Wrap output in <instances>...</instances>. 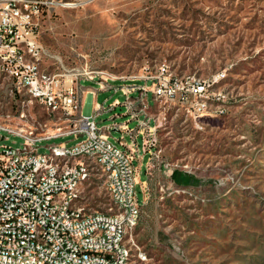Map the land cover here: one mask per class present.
<instances>
[{
	"label": "rangeland",
	"instance_id": "rangeland-1",
	"mask_svg": "<svg viewBox=\"0 0 264 264\" xmlns=\"http://www.w3.org/2000/svg\"><path fill=\"white\" fill-rule=\"evenodd\" d=\"M46 1L39 38L63 66L86 64L99 72L96 77H117L114 84L152 73L160 63L174 75L222 73L215 84L223 112L202 118L199 127L176 106L153 103L147 93L159 154L148 161L143 155L140 167L133 161L141 206L132 240L147 260L132 264H264V0ZM50 61L48 71H59ZM78 84L92 88V102L105 109L114 98L123 99L118 91H98L93 81ZM7 88L0 86V102L13 109ZM31 107L35 119L45 117ZM121 113L115 106L94 122L105 126L114 114L120 122ZM2 134L0 144L21 147L20 138ZM79 139L42 140L37 152ZM169 169L170 180L162 173ZM100 186L102 179L95 178L84 196L86 205L101 212L108 201ZM131 254L136 258L137 251Z\"/></svg>",
	"mask_w": 264,
	"mask_h": 264
},
{
	"label": "built area",
	"instance_id": "built-area-1",
	"mask_svg": "<svg viewBox=\"0 0 264 264\" xmlns=\"http://www.w3.org/2000/svg\"><path fill=\"white\" fill-rule=\"evenodd\" d=\"M49 3L0 0V86L8 87L14 105L5 109L0 102V141L6 138L2 133L22 141L19 148L0 144V264L146 261L132 235L140 215L133 161L159 154L147 93L153 103L176 106L199 127L202 117L223 112L215 84L222 73L206 78L174 75L160 63L152 73L114 84L117 77H96L99 72L86 64L63 66L39 40L42 12ZM44 58L53 59L59 71L43 70ZM80 79L93 81L98 91H118L123 99L114 98L106 109L94 103L90 113L82 114ZM31 106L42 109L45 117L35 119ZM115 106L122 107L125 119L114 121L119 115L114 114L97 127L94 117ZM112 131L118 136L110 138ZM65 136L80 139L69 146L46 144V153L37 152V142ZM94 178L102 179L108 201L101 212L85 204L84 189ZM129 250H137V257L129 258Z\"/></svg>",
	"mask_w": 264,
	"mask_h": 264
},
{
	"label": "crops",
	"instance_id": "crops-1",
	"mask_svg": "<svg viewBox=\"0 0 264 264\" xmlns=\"http://www.w3.org/2000/svg\"><path fill=\"white\" fill-rule=\"evenodd\" d=\"M56 38H57V40H60L61 39V33H56ZM39 40H40V38H39ZM40 42L44 45V46H46V47H48V49L50 50V51H52L51 50V48L49 47V46H47V45H45V43H43V41H41L40 40ZM50 45V44H49ZM52 65V62L50 61V58H44L43 59V61H42V68H43V70H47L48 71V68L50 67ZM81 89H80V93H79V95H78V97H79V103H80V112L82 113V114H88V113H90V111H91V108H92V106H93V104L94 103H97V102H92V98H93V96L95 95V92H94V90L92 89V88H90V87H80ZM88 91H92L93 93L92 94H90ZM140 157V156H139ZM142 160H143V156H142V159H141V162H142ZM147 161H148V158H147ZM147 161H146V163H145V165H147ZM140 161H138V167H140V163H141ZM145 165H144V167H145ZM145 169V168H144ZM170 172H171V169H169V170H166V171H162V173L165 175V177L168 179V180H170V178H169V174H170ZM144 182H140V185H139V187H140V190H141V192H142V189H141V185L143 184ZM140 206H141V204H140ZM153 241V245L154 246H156L157 245V242H156V240H152Z\"/></svg>",
	"mask_w": 264,
	"mask_h": 264
},
{
	"label": "bare ground",
	"instance_id": "bare-ground-1",
	"mask_svg": "<svg viewBox=\"0 0 264 264\" xmlns=\"http://www.w3.org/2000/svg\"><path fill=\"white\" fill-rule=\"evenodd\" d=\"M221 78V77H220ZM217 78H215V82L217 81L216 80ZM202 118H204V117H202ZM95 179V178H94ZM93 179V180H94ZM133 250H129V258H132V254H131V252H132ZM135 251H137V250H135ZM135 257H137V254H135Z\"/></svg>",
	"mask_w": 264,
	"mask_h": 264
},
{
	"label": "trees",
	"instance_id": "trees-1",
	"mask_svg": "<svg viewBox=\"0 0 264 264\" xmlns=\"http://www.w3.org/2000/svg\"><path fill=\"white\" fill-rule=\"evenodd\" d=\"M174 172H172V174H171V179L174 181L175 180V178H174ZM94 204V203H93Z\"/></svg>",
	"mask_w": 264,
	"mask_h": 264
}]
</instances>
